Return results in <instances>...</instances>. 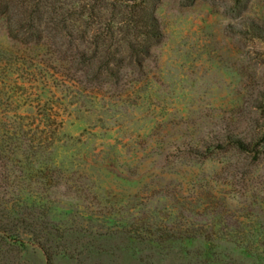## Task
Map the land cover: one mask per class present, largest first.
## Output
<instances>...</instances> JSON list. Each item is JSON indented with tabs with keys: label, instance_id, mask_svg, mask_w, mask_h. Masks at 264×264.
Segmentation results:
<instances>
[{
	"label": "rangeland",
	"instance_id": "1",
	"mask_svg": "<svg viewBox=\"0 0 264 264\" xmlns=\"http://www.w3.org/2000/svg\"><path fill=\"white\" fill-rule=\"evenodd\" d=\"M156 1L164 37L138 80L82 90L55 148L35 133L33 107L0 119V191L30 207L42 235L50 220L61 228L54 264H264L225 239L264 236V162L225 139L264 119V41L244 39L232 0ZM246 11L263 16L264 0ZM161 234L179 239L147 240ZM23 264L46 262L29 248Z\"/></svg>",
	"mask_w": 264,
	"mask_h": 264
},
{
	"label": "trees",
	"instance_id": "2",
	"mask_svg": "<svg viewBox=\"0 0 264 264\" xmlns=\"http://www.w3.org/2000/svg\"><path fill=\"white\" fill-rule=\"evenodd\" d=\"M232 1L240 9L244 39L264 41V15L246 14L253 0ZM158 3L0 0V26L10 42L0 43V119L15 110L12 117L22 121L30 116L18 115L16 110L21 106L33 107L35 133L44 134L48 146L55 148L61 139L62 116L78 104L82 90L85 94L89 88L124 87V79L138 80L133 75L143 71L151 50L164 37L157 15ZM255 111L264 113V93L260 94ZM254 123L255 131L249 138L225 137L229 143L227 150L242 156L248 164L264 162V119L262 123L259 120ZM55 171L57 166H52L50 181L57 179ZM2 190L0 264H23V254L29 248L40 250L46 264H54L60 253L56 249L60 245L57 239L61 241L63 237L61 228L53 220L45 221L46 232L42 235L37 231V222L30 220V207L21 198L5 200L10 192ZM177 239L163 234L147 238L158 242ZM206 239L214 241L210 236ZM225 239L264 261V253H256L257 247L264 245V236L238 235ZM66 254L71 253L65 251Z\"/></svg>",
	"mask_w": 264,
	"mask_h": 264
}]
</instances>
